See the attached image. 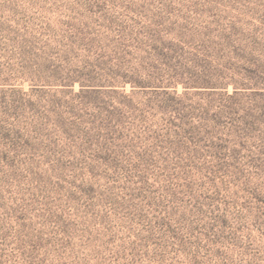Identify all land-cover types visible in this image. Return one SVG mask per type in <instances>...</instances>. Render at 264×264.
Masks as SVG:
<instances>
[{
  "label": "rangeland",
  "instance_id": "rangeland-1",
  "mask_svg": "<svg viewBox=\"0 0 264 264\" xmlns=\"http://www.w3.org/2000/svg\"><path fill=\"white\" fill-rule=\"evenodd\" d=\"M0 264H264V0H0Z\"/></svg>",
  "mask_w": 264,
  "mask_h": 264
}]
</instances>
